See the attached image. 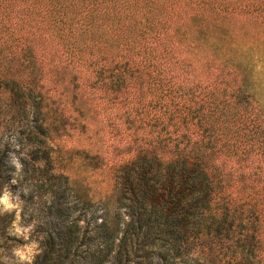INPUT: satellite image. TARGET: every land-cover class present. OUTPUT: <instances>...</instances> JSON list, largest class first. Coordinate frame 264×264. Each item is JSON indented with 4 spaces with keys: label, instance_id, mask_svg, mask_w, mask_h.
Here are the masks:
<instances>
[{
    "label": "trees",
    "instance_id": "obj_1",
    "mask_svg": "<svg viewBox=\"0 0 264 264\" xmlns=\"http://www.w3.org/2000/svg\"><path fill=\"white\" fill-rule=\"evenodd\" d=\"M263 83L264 0H0V201L15 155L52 196L36 264H264Z\"/></svg>",
    "mask_w": 264,
    "mask_h": 264
},
{
    "label": "rangeland",
    "instance_id": "obj_2",
    "mask_svg": "<svg viewBox=\"0 0 264 264\" xmlns=\"http://www.w3.org/2000/svg\"><path fill=\"white\" fill-rule=\"evenodd\" d=\"M261 94L264 99V83ZM12 164L16 169L14 188H10L1 198L0 210L2 214H10L13 222L8 229V239L0 242V264H36L42 252V236L37 232L38 218L42 206L49 203L52 196L45 191L32 189L31 181L22 173L15 155ZM101 188L103 186L98 190H105ZM82 218L85 220V216ZM82 224L85 225V222Z\"/></svg>",
    "mask_w": 264,
    "mask_h": 264
}]
</instances>
